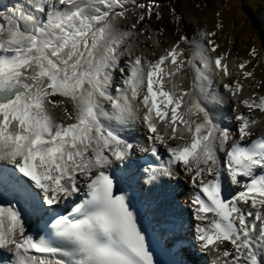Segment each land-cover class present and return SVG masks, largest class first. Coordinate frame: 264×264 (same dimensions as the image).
Returning a JSON list of instances; mask_svg holds the SVG:
<instances>
[{
    "label": "snow or ice",
    "instance_id": "1",
    "mask_svg": "<svg viewBox=\"0 0 264 264\" xmlns=\"http://www.w3.org/2000/svg\"><path fill=\"white\" fill-rule=\"evenodd\" d=\"M153 16L163 19L158 0H18L0 10V163L11 166L0 184L50 215L33 235L20 200L0 202V264H156L113 175L138 153L150 158L145 183L189 178L194 247L210 264H264V95L243 96L250 61L230 62L215 32L195 44L180 35L157 54ZM217 79L236 101L234 131L209 107L223 103ZM137 123L145 143L121 134ZM228 184L240 190L226 196Z\"/></svg>",
    "mask_w": 264,
    "mask_h": 264
},
{
    "label": "bare ground",
    "instance_id": "2",
    "mask_svg": "<svg viewBox=\"0 0 264 264\" xmlns=\"http://www.w3.org/2000/svg\"><path fill=\"white\" fill-rule=\"evenodd\" d=\"M160 1L170 2V4H167V8L177 7L180 13L179 17H182V22L177 26L174 21L167 22L164 20L163 26L157 30V25L154 21L156 18L153 16L149 25L153 33H156L157 38L160 39L161 49L149 50H155L159 54L162 48L169 47L180 35H186L190 42L194 44L202 43L201 33L215 32L216 35L212 39L219 45L218 52L228 53L230 62L250 61L247 65V70L254 73L255 80L251 78L242 80L245 85L243 96L248 97L253 92L264 95V85L256 86L257 82L264 81V47L262 46L264 45V0H158V2ZM17 2L18 0H0L4 10L14 6ZM249 12H251V15H249ZM218 23L223 24L222 29L216 27ZM256 23H259V27ZM182 47L185 49V55L190 57L193 47L188 45H182ZM253 49L255 50V55H250L249 53ZM232 71L235 79V73L240 70L232 68ZM184 76V86L188 87L191 83L192 73L186 69ZM114 79L113 95H115L116 85L118 84L119 86L121 82L116 77ZM252 83L254 87L247 88V85ZM213 91L219 97H223V103L209 104V107L213 110V115L222 126H227L234 131L235 121L233 117L235 113L232 109L236 107V101L224 91L218 79ZM105 107L108 111H111L110 104H106ZM239 110L247 112L243 105H240ZM123 130L125 131L122 135L129 139L130 142L145 143V129L139 123L126 126ZM128 130V134H125ZM259 131L260 129H257L258 133ZM139 156H142V154H137L134 158V163L129 169L120 170L121 181L129 191V196L132 200L138 201L137 207L139 206L149 218H152L156 226H159V231L169 237L170 245L173 244L174 238H179L183 241L185 250L179 252L178 248L180 245L176 248L178 258L182 256L187 264H210L211 256L203 255L198 248L194 247L193 230L196 221L193 219L191 202L189 201L193 189L189 178L181 172L177 179L161 178L152 184L145 183L146 174L143 172L142 167L136 165L138 161L136 158ZM0 168L7 170L11 166L0 163ZM9 185L11 184H0V186L4 187ZM238 191L239 189H234L235 193ZM5 196L10 198L12 203L17 202L14 200L15 197H18L17 194L13 192L6 195L1 191L0 202L3 201ZM17 206L22 208L24 205L19 203ZM39 213L41 212H36L28 206L25 219L30 234L41 235L36 230V216ZM164 224L167 225L166 228H164ZM194 255H196V260L193 257Z\"/></svg>",
    "mask_w": 264,
    "mask_h": 264
},
{
    "label": "rangeland",
    "instance_id": "3",
    "mask_svg": "<svg viewBox=\"0 0 264 264\" xmlns=\"http://www.w3.org/2000/svg\"><path fill=\"white\" fill-rule=\"evenodd\" d=\"M139 2H146V0H139ZM159 4H160V7H161V11H162V15H163V19L162 20H160V21H158V20H154L155 22H156V25H157V30H159L162 26H163V24H164V20H166L167 22H173L174 21V15H173V10H174V14H175V16H180V13H179V11H178V8L177 7H170V8H167L168 7V5L167 4H170V2H168V3H165V2H158ZM249 15H251V12H249ZM254 18V17H253ZM255 20V19H254ZM257 24V26L259 27V23H256ZM263 43V42H262ZM263 47H264V45H262ZM115 77L116 78H118V80H120L121 81V77H120V74H119V72H117L116 73V75H115ZM114 77V78H115ZM252 85V87H254V84L252 83L251 84ZM116 86H118V84L116 85ZM119 86H121L122 87V82H120V84H119ZM248 87L247 88H252V87H249V85H247ZM132 132H133V130H131ZM127 132H129V130L128 131H126V133L125 134H128ZM124 133V132H123ZM134 133V132H133ZM137 134V133H136Z\"/></svg>",
    "mask_w": 264,
    "mask_h": 264
}]
</instances>
